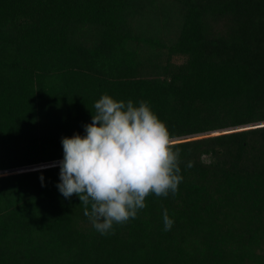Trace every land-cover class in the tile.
I'll use <instances>...</instances> for the list:
<instances>
[{"label": "trees", "instance_id": "obj_1", "mask_svg": "<svg viewBox=\"0 0 264 264\" xmlns=\"http://www.w3.org/2000/svg\"><path fill=\"white\" fill-rule=\"evenodd\" d=\"M105 93L183 179L102 235L56 185ZM0 264H264V0H0Z\"/></svg>", "mask_w": 264, "mask_h": 264}, {"label": "clouds", "instance_id": "obj_2", "mask_svg": "<svg viewBox=\"0 0 264 264\" xmlns=\"http://www.w3.org/2000/svg\"><path fill=\"white\" fill-rule=\"evenodd\" d=\"M94 110L91 123L83 125V136L61 138L63 159L56 187L65 199L78 196L84 215L103 235L114 223L136 218L148 195H174L183 177L179 149L147 101L136 106L130 99L117 101L105 93ZM186 167H193V162ZM163 223L165 231L174 223L167 209Z\"/></svg>", "mask_w": 264, "mask_h": 264}, {"label": "rangeland", "instance_id": "obj_3", "mask_svg": "<svg viewBox=\"0 0 264 264\" xmlns=\"http://www.w3.org/2000/svg\"><path fill=\"white\" fill-rule=\"evenodd\" d=\"M215 133H218V132H215ZM39 166H41V165H39Z\"/></svg>", "mask_w": 264, "mask_h": 264}]
</instances>
